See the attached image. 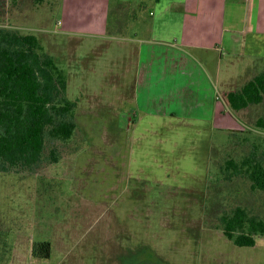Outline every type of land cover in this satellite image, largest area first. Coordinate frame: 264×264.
<instances>
[{"label":"rangeland","instance_id":"1","mask_svg":"<svg viewBox=\"0 0 264 264\" xmlns=\"http://www.w3.org/2000/svg\"><path fill=\"white\" fill-rule=\"evenodd\" d=\"M132 1L121 39L145 35L155 11L153 0ZM58 3L0 0V27L35 35L66 72L77 125L69 143L46 140L35 168L0 171V264H264V236L236 246L219 222L237 206L264 219V190L224 169L253 153L264 164V130L256 127L264 103L246 111L255 121L226 130L212 129L205 116L132 126L108 87L131 52L114 42L71 45L57 31ZM115 24L112 15L113 33ZM229 80L216 92L237 91L247 79L237 69ZM43 241L51 244L49 259L32 255Z\"/></svg>","mask_w":264,"mask_h":264},{"label":"crops","instance_id":"2","mask_svg":"<svg viewBox=\"0 0 264 264\" xmlns=\"http://www.w3.org/2000/svg\"><path fill=\"white\" fill-rule=\"evenodd\" d=\"M112 1L131 0H59L57 31L77 47L92 42L106 48L114 42L131 52L108 84L118 95L114 103L121 98L130 111L124 114L130 125L149 117L164 126L205 116L212 129L226 130L255 119L246 114L251 105L239 111L229 107L226 94L232 91L223 96L216 91L230 85L237 69L247 79L242 86L264 71V0H153L148 32L123 39L107 35Z\"/></svg>","mask_w":264,"mask_h":264},{"label":"trees","instance_id":"3","mask_svg":"<svg viewBox=\"0 0 264 264\" xmlns=\"http://www.w3.org/2000/svg\"><path fill=\"white\" fill-rule=\"evenodd\" d=\"M132 0L112 1L109 11L108 36L123 35L124 16ZM115 17L114 33L110 18ZM67 74L33 34H20L0 27V171L9 168L33 169L44 157L45 142L69 143L76 133V102L67 97ZM264 99V71L246 82L241 89L226 94L233 111L260 104ZM264 130V118L256 121ZM56 149L49 158L57 162ZM229 176H246L252 188L264 190V164L253 153L237 162L229 159L224 167ZM220 228L236 246L255 245L256 236H264V219L237 206L223 211ZM51 244L37 242L32 255L49 259Z\"/></svg>","mask_w":264,"mask_h":264}]
</instances>
